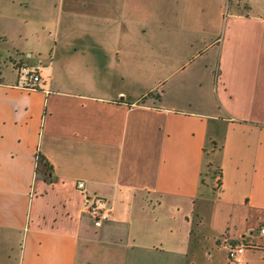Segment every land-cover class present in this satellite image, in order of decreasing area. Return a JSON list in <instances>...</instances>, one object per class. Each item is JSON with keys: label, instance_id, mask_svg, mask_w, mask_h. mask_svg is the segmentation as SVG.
Instances as JSON below:
<instances>
[{"label": "crops", "instance_id": "obj_1", "mask_svg": "<svg viewBox=\"0 0 264 264\" xmlns=\"http://www.w3.org/2000/svg\"><path fill=\"white\" fill-rule=\"evenodd\" d=\"M52 1L61 14L63 0ZM126 1L119 0L123 23L134 15ZM185 1L189 7L191 0L176 1L178 14H155L148 23L171 31L203 23L187 17ZM241 1L249 8L238 12L237 0H223L213 46L198 53L204 68L192 71L197 80L175 79L172 69L142 91L110 58L130 46L96 39L109 31L86 30L61 48L58 13L53 20L42 11L19 13L24 23L51 20L55 29L53 44L37 51V89L18 84L10 56L24 47L0 33V232L7 243L0 264H235V243L247 246L244 264H264V2ZM95 2L81 1L79 14L114 17L86 8ZM137 30L148 34L150 26ZM7 53L13 76L3 72ZM209 136L224 145L217 190L201 182ZM79 180L87 194L109 201L111 217L101 226L83 205Z\"/></svg>", "mask_w": 264, "mask_h": 264}, {"label": "rangeland", "instance_id": "obj_2", "mask_svg": "<svg viewBox=\"0 0 264 264\" xmlns=\"http://www.w3.org/2000/svg\"><path fill=\"white\" fill-rule=\"evenodd\" d=\"M77 1L63 0L64 6L60 14L59 8L57 6H55L56 8L54 7L52 0L40 2V7L38 0H0V33H5L8 36L9 43L24 47L10 56L12 62L17 65L20 62L28 63L31 66L37 65L38 49H44L53 44L52 36L55 33L53 23L55 22H57L56 26H58V29L60 25L62 28V30L60 28L61 34H59V47L61 48L70 47L75 42V36L83 34L86 30H92L94 36L98 33H108L109 31L110 38H102V35L98 34L99 37H96V39L101 41V45L103 44L107 47H114L119 42H122V45L130 46L126 48L125 54L119 55V57L117 55L110 56V58L111 60L112 58L120 59V62L126 68V73L129 74L127 81L132 78L138 85L136 90L140 89L142 91L151 86L158 76L167 75L172 69L174 73L176 72L175 79H179L187 74L188 76L193 75L192 71L195 69L204 68L202 65L203 59L198 53L204 46L212 48L213 40L217 33L216 27H218V22L216 21L220 18V10L223 6V0H196V2L191 0L189 7L186 6L185 1L183 12H186L187 17L192 18L191 21L195 17H200L204 22L196 23L195 25L194 22H191L195 28H190L189 30L185 28L186 30L171 31V29L166 27L156 28V24L150 25L148 21L155 14L165 17L178 14V8L181 6L176 5L177 0L175 3L172 0H164L163 3L161 0H127V10L129 9L134 15L132 18L129 17L131 20L128 17L125 18V23H123V19L121 18L123 5L122 2L119 4V0H96L97 3L95 2V5L85 6L86 8L93 7V10L97 12H102L106 8L110 15H114V17L108 16V18L105 16H94L92 15L93 13L89 12L79 14L83 9L81 4L84 3H80L83 1L81 0L75 6V2ZM237 1L239 2L238 12L249 8L248 3L241 0ZM260 2H264V0H260ZM110 5L112 6L109 8L108 6ZM27 6L29 9L26 8ZM230 9V5L226 7L225 15H228ZM25 10H29L30 17H40V11L51 20H53L54 15H57V13L59 16H56L57 19L53 20V23H49L50 20L43 24L44 22L35 20V18L28 23H24L23 17L19 13L25 12ZM170 10L173 11L169 14ZM74 13H77V15H71ZM141 23L150 26L148 34H141L137 30ZM42 25L44 28H42ZM124 26L127 28L126 36H121L120 40L114 38L113 33L118 37V32L122 31L121 29ZM142 29L145 31L144 28ZM8 55L9 53L5 54L4 57L2 55L3 72L6 75L13 76L15 71ZM164 63L167 66L163 65ZM193 78L197 80L195 76ZM189 92L191 93L192 91L189 90ZM165 93H167V89H165ZM196 94L201 93L197 90ZM209 139L210 136L208 137ZM212 153L210 155L211 160H219L218 152ZM206 159L207 164L209 158L206 157ZM205 169L206 166L204 167ZM207 170L208 168L206 169V174H208ZM207 176L210 177V172ZM2 234L3 232H0V257L4 256L5 249L7 248V243L4 240L6 238ZM2 258L7 259L5 256Z\"/></svg>", "mask_w": 264, "mask_h": 264}, {"label": "built area", "instance_id": "obj_3", "mask_svg": "<svg viewBox=\"0 0 264 264\" xmlns=\"http://www.w3.org/2000/svg\"><path fill=\"white\" fill-rule=\"evenodd\" d=\"M18 84L27 89H37L41 87L42 75L36 67L19 63L17 65ZM77 187L84 192L83 205L91 216L95 226H101L111 217V207L109 201L99 195L87 194L84 190L86 183L83 180L77 182ZM264 233V227L261 228ZM246 244L235 243L230 246L229 257L235 264L245 263Z\"/></svg>", "mask_w": 264, "mask_h": 264}, {"label": "trees", "instance_id": "obj_4", "mask_svg": "<svg viewBox=\"0 0 264 264\" xmlns=\"http://www.w3.org/2000/svg\"><path fill=\"white\" fill-rule=\"evenodd\" d=\"M223 146L222 142H219V140L213 139L212 137L207 140L205 146V155L209 158L206 164V169L208 168L207 173L209 174L210 172V177L207 176L206 169L203 170L201 182L203 184L212 185L214 190H217L222 184L223 171L219 160H211L210 155L213 154L212 152H218L220 155ZM39 159L40 161L46 162L42 156H40Z\"/></svg>", "mask_w": 264, "mask_h": 264}]
</instances>
